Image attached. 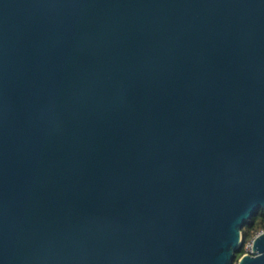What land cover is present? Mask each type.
Returning a JSON list of instances; mask_svg holds the SVG:
<instances>
[{
  "label": "water",
  "instance_id": "obj_1",
  "mask_svg": "<svg viewBox=\"0 0 264 264\" xmlns=\"http://www.w3.org/2000/svg\"><path fill=\"white\" fill-rule=\"evenodd\" d=\"M259 209L264 0H0V264H235Z\"/></svg>",
  "mask_w": 264,
  "mask_h": 264
},
{
  "label": "trees",
  "instance_id": "obj_2",
  "mask_svg": "<svg viewBox=\"0 0 264 264\" xmlns=\"http://www.w3.org/2000/svg\"><path fill=\"white\" fill-rule=\"evenodd\" d=\"M264 231V210L259 209L242 228L243 243L237 254L236 262L241 255L247 252L248 243L260 232ZM235 262V263H236Z\"/></svg>",
  "mask_w": 264,
  "mask_h": 264
},
{
  "label": "built area",
  "instance_id": "obj_3",
  "mask_svg": "<svg viewBox=\"0 0 264 264\" xmlns=\"http://www.w3.org/2000/svg\"><path fill=\"white\" fill-rule=\"evenodd\" d=\"M248 252H251L253 249V239L247 245Z\"/></svg>",
  "mask_w": 264,
  "mask_h": 264
},
{
  "label": "rangeland",
  "instance_id": "obj_4",
  "mask_svg": "<svg viewBox=\"0 0 264 264\" xmlns=\"http://www.w3.org/2000/svg\"><path fill=\"white\" fill-rule=\"evenodd\" d=\"M247 252H248V249H247ZM236 264V263H235Z\"/></svg>",
  "mask_w": 264,
  "mask_h": 264
}]
</instances>
